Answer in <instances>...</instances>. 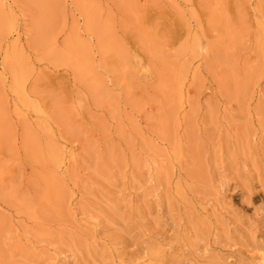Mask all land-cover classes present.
<instances>
[{
    "label": "rangeland",
    "instance_id": "obj_1",
    "mask_svg": "<svg viewBox=\"0 0 264 264\" xmlns=\"http://www.w3.org/2000/svg\"><path fill=\"white\" fill-rule=\"evenodd\" d=\"M262 257L264 0H0V264Z\"/></svg>",
    "mask_w": 264,
    "mask_h": 264
},
{
    "label": "bare ground",
    "instance_id": "obj_2",
    "mask_svg": "<svg viewBox=\"0 0 264 264\" xmlns=\"http://www.w3.org/2000/svg\"><path fill=\"white\" fill-rule=\"evenodd\" d=\"M15 64H16L15 65L16 66L15 69H16V73H17L18 68L22 65V60H20L19 58H16ZM20 79H21V76L18 75L17 76V80L19 82H20ZM17 92L20 93V94H22V96H23V93H22V90H21L20 86L17 87ZM50 152L52 154V160H53V162L54 163H58V157L56 156L55 151L50 148ZM260 264H264V257H262V262Z\"/></svg>",
    "mask_w": 264,
    "mask_h": 264
}]
</instances>
